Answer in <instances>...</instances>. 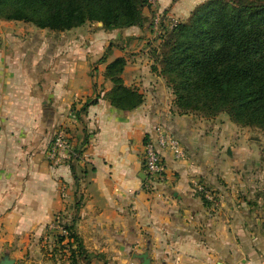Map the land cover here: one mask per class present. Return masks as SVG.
<instances>
[{
  "label": "crops",
  "instance_id": "1",
  "mask_svg": "<svg viewBox=\"0 0 264 264\" xmlns=\"http://www.w3.org/2000/svg\"><path fill=\"white\" fill-rule=\"evenodd\" d=\"M89 25L51 35L0 20V259L19 260L64 222L74 225L86 250L120 256L114 259L122 264L145 252L152 264H264L263 183L251 178L253 165L223 167L215 157V164H192L198 144L190 118L173 111L168 85L144 82V70L127 67L123 74L144 104L114 108L105 97L113 88L105 73L114 58L96 64L103 56L92 53L95 33L82 34L80 43L78 33ZM103 32L104 40L112 35ZM162 125L188 157L176 160L158 148L166 171L152 180L142 157ZM61 128L72 150L54 163L48 152ZM193 179L216 192V204L199 194Z\"/></svg>",
  "mask_w": 264,
  "mask_h": 264
},
{
  "label": "trees",
  "instance_id": "2",
  "mask_svg": "<svg viewBox=\"0 0 264 264\" xmlns=\"http://www.w3.org/2000/svg\"><path fill=\"white\" fill-rule=\"evenodd\" d=\"M149 6L150 0H0V20L54 32L102 23L111 31L141 27ZM175 28L158 61L182 114L225 113L234 123L264 129V0H209ZM125 68L122 57L107 66L113 88L105 97L118 110L134 111L145 96L125 85ZM60 225L66 235L58 243L72 248L76 264L85 252L82 239L73 224Z\"/></svg>",
  "mask_w": 264,
  "mask_h": 264
},
{
  "label": "rangeland",
  "instance_id": "3",
  "mask_svg": "<svg viewBox=\"0 0 264 264\" xmlns=\"http://www.w3.org/2000/svg\"><path fill=\"white\" fill-rule=\"evenodd\" d=\"M207 1L209 0H155L154 7L149 6L144 15L145 21L143 25L135 32L130 34L129 32H122V29L111 30V37L104 40L102 35H100V33L104 34V29L98 27L97 24H90L86 27L87 31L78 33L79 41L83 43L85 42V36L83 35L95 33V42L90 44L94 46L92 53L98 56L102 55V58L105 56L106 58L109 57V59L114 58L113 61L118 59L116 56L122 55V58L126 60V68H139L144 70L143 72L145 73L141 76L144 78V82L145 79L148 78L150 84L161 83L168 85L167 80L161 76V64L158 59H160L162 55V46L164 42L176 28L171 30V28H167L168 25L166 24L164 25L166 27L162 34H155L154 31H152L153 18L158 12H163L164 15L175 18L178 24L187 23L193 11L199 5ZM106 32L109 34L108 31ZM61 33L62 32L48 30L47 34L60 35ZM84 47L85 46H82L81 48ZM101 59L97 60L96 64H99ZM167 93L173 94V91L170 90L167 91ZM173 99V106L175 108L173 111L179 115L188 116L190 118L189 126L191 125V129L195 132L194 136L196 137L198 147L196 150L193 148L192 164L198 165L203 159L213 164V157H215L217 162H220L221 159L223 160V167H230L231 162L236 161L251 166L253 165L250 174H254H251V178L257 181L260 180L263 183L261 189L264 193V129L234 123L225 113H220L217 116H207L202 112L182 114L175 104L174 94ZM80 113H78L79 116L76 115L78 117H76L78 122L83 121ZM159 128H161L165 134L178 141L182 155L177 158L173 154V157L176 160L187 159L188 154L186 153L182 141L173 136L163 125L159 126ZM204 154L209 156H204L203 158ZM143 159L144 156L142 157V165L146 173ZM193 182H195L197 191L205 200L212 204L217 203L218 197L216 196V192L209 185H206L198 179H193ZM259 206L261 205L259 204ZM60 235L62 234L49 231V233L39 238L32 249H28L27 252H24V255L16 261V264H72V248L58 243V236ZM100 256L102 255L90 252L85 248V252L77 256L76 264H98L97 261H104L105 264H122V258L121 261L119 259H114L120 256L115 255L110 257V253L103 258ZM126 257L128 259H123L131 261L132 264L142 263V261L137 258H135L136 261H134L132 259L133 255H127Z\"/></svg>",
  "mask_w": 264,
  "mask_h": 264
},
{
  "label": "built area",
  "instance_id": "4",
  "mask_svg": "<svg viewBox=\"0 0 264 264\" xmlns=\"http://www.w3.org/2000/svg\"><path fill=\"white\" fill-rule=\"evenodd\" d=\"M155 0H150V6L154 7ZM168 25L167 28L174 29L178 22L175 18L168 15H164L163 12H158L155 14L152 22V31L155 34H162L164 28ZM158 148H162L165 150H170L172 154H174L177 158L181 157L182 151L174 138L165 134L162 129L158 130L157 141L148 142L144 147V166L148 177L152 180L154 179H163L165 175V165L162 159V156L158 150ZM72 150L71 139L67 131L63 128L59 129L52 141L51 147L48 152V160L54 163H60L64 154L69 153ZM52 229L57 233L62 235H66V231L61 227L60 224H54Z\"/></svg>",
  "mask_w": 264,
  "mask_h": 264
},
{
  "label": "water",
  "instance_id": "5",
  "mask_svg": "<svg viewBox=\"0 0 264 264\" xmlns=\"http://www.w3.org/2000/svg\"><path fill=\"white\" fill-rule=\"evenodd\" d=\"M102 26V23H100ZM135 258L142 261L141 264H152L151 258L149 256L148 252H145L143 254H138L135 256ZM16 260L11 258L10 255L4 256L2 259H0V264H16Z\"/></svg>",
  "mask_w": 264,
  "mask_h": 264
}]
</instances>
